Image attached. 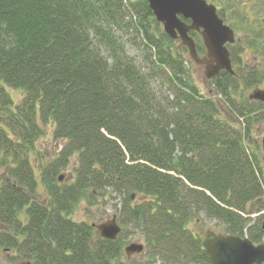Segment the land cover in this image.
Listing matches in <instances>:
<instances>
[{"label":"trees","instance_id":"16d2710c","mask_svg":"<svg viewBox=\"0 0 264 264\" xmlns=\"http://www.w3.org/2000/svg\"><path fill=\"white\" fill-rule=\"evenodd\" d=\"M241 30L257 48L259 31ZM175 43L147 0H0V264H120L121 236L73 217L111 192L122 229L145 243L146 257L126 264H212L188 228L200 214L264 243L250 217L264 209L250 135L264 105L239 94L264 81V64L218 73L205 95ZM47 124L63 144L38 164Z\"/></svg>","mask_w":264,"mask_h":264},{"label":"water","instance_id":"95a60500","mask_svg":"<svg viewBox=\"0 0 264 264\" xmlns=\"http://www.w3.org/2000/svg\"><path fill=\"white\" fill-rule=\"evenodd\" d=\"M155 19L171 39H179L188 49L189 56L197 64L204 65V76L211 79L221 70L233 73L227 44L235 42V34L216 13L213 4L206 0H147ZM188 20L189 22H186ZM197 31L207 50V56H198L195 41L189 35ZM251 100L264 102V90L256 88L249 95ZM262 163L264 166V137L261 139ZM59 175V179H62ZM134 197V194L131 195ZM99 237L114 240L121 233L117 216L101 223H92ZM202 247L212 264H263L264 243L254 244L249 238L230 235L213 230L204 231ZM144 251V244L131 242L124 247L128 259Z\"/></svg>","mask_w":264,"mask_h":264},{"label":"rangeland","instance_id":"374dc122","mask_svg":"<svg viewBox=\"0 0 264 264\" xmlns=\"http://www.w3.org/2000/svg\"><path fill=\"white\" fill-rule=\"evenodd\" d=\"M210 3H212L216 8L223 14L224 18L227 21V24H229L231 27L235 28V34H236V41L237 43L230 48L231 51H234V59L236 60L237 64L234 65L235 71L237 69V65L239 62H241V59L244 58V54L246 55V58L249 59V63H253L252 55L250 50H246V52L243 51L242 44L240 43V40L243 36V32L241 30V26H243L245 23H249V20H251V24L255 23L256 21L261 22V18L264 17V8L261 6V4L258 2L253 3V0H208ZM249 17V18H248ZM197 45H200V41L196 39ZM241 44V45H240ZM180 42H176L175 46L178 48V51L183 55L185 63L184 65L189 69L191 72V77L194 81V84H196L201 93L203 94H209L214 91L213 88L209 85V80L204 76L203 68L193 62L191 57L188 54L187 49L180 46ZM233 48V49H232ZM254 59V58H253ZM234 64V63H233ZM238 70V69H237ZM258 85H253L251 87H242L240 89V93L243 97H247L248 94H250L255 88H257ZM262 87V86H259ZM10 95L13 97L14 101L20 100L22 97L21 91L16 88L9 89ZM252 130H251V137L253 138V142H255L258 146L257 153L262 165V153H261V139L264 137V122L260 121L257 123L252 124ZM43 134L37 139L35 142V149L34 153L31 155L33 159L40 164L41 162H47L51 158L57 155V153L61 150L63 140L55 139L53 136V126L52 124H47L44 127ZM255 145L252 143L250 144V149L255 151ZM75 156H72L70 159L68 167L61 171L60 175H62V180H71L72 174H73V168L75 167L76 161ZM36 173L38 174V170H36ZM42 190V187H40ZM120 207V197L116 193H104V194H97L95 196V204L92 206H87L86 202H80L77 208L75 209L73 213V217H76V219H84L91 223H101L104 220L110 218L112 215H116L117 210ZM263 210V209H262ZM261 215V211L254 212L250 214V217L252 218L251 222L254 223L258 221L259 216ZM117 216V215H116ZM120 224V223H119ZM219 221H216L215 219H207L202 214L196 215L192 221L188 224V228L191 230L193 235H198L202 240L204 238V231L207 230H213L215 232H221L225 233V231L222 230L221 225H219ZM121 226V224H120ZM125 227H127L125 229ZM121 233L119 236L122 238V252L123 256L120 258V264H126V260L128 259L125 252L124 247L127 246L131 242H139L144 243L143 237L140 235V232L138 229L128 226H124L122 229L121 226ZM144 251L140 254H134L131 256V259L135 260H141L144 257ZM161 262V259L159 257H156L155 264H159ZM15 264H30L29 262H26L25 260L16 261Z\"/></svg>","mask_w":264,"mask_h":264},{"label":"flooded vegetation","instance_id":"af4514ba","mask_svg":"<svg viewBox=\"0 0 264 264\" xmlns=\"http://www.w3.org/2000/svg\"><path fill=\"white\" fill-rule=\"evenodd\" d=\"M208 1V0H207ZM257 1V0H256ZM255 0H253V3L254 2H256ZM209 2V1H208ZM258 2L261 4V6L264 8V0H258ZM216 7V6H215ZM216 12H217V14H218V16L223 20V22L224 23H226L227 24V21H226V19L224 18V16H223V14L216 8ZM249 18V17H248ZM247 24V26H249L250 27V29L251 28H255V30H258L259 31V34H261V36H262V38L260 39V43L258 44V47L257 48H252L249 44H248V42L251 40V35H250V33L248 32V33H246L245 34V36H244V38L242 37L241 38V40H240V43L242 44V49H243V51L244 52H246V50L248 51V50H250L251 52V55H252V60L254 61L253 63H249V62H247V61H249V59H247L246 58V55L244 54V58L243 59H241V61L243 62V67L244 68H246V69H249V68H251V67H254V66H263V64H264V17H262L261 18V22H258V21H256L255 23H252L251 24V20H249V23H246ZM229 25V24H228ZM230 26V25H229ZM231 27V26H230ZM232 29H233V31L234 30H236L235 28H233V27H231ZM191 32H193V33H196V35H198V40L200 41V46L202 47L200 50H197V42H196V37L194 36L193 37V35H192V38L194 39V41H195V45H196V50H197V53L196 54H198V56L199 57H201V58H205L206 56H207V50H206V48H205V46H204V43L202 42V38H201V35L197 32V31H195V30H191L190 32H189V34L191 33ZM234 33H235V31H234ZM235 36H236V34H235ZM174 41L175 42H180V46L181 47H183L184 49L186 48L187 49V47L185 46V45H183L182 43H181V41L179 40V39H174ZM237 43V41L235 40V42L234 43H231V44H227V48H228V50H229V52L231 53V50H230V48L231 47H233L235 44ZM240 44V45H241ZM233 49V48H232ZM188 51V50H187ZM254 58V59H253ZM235 59L233 58V66L235 65V61H234ZM203 69H205L204 68V65L205 64H199ZM220 72H222V70L221 71H219L218 73H220ZM203 73H204V70H203ZM213 79V78H212ZM256 85H258V87L257 88H259V89H262V90H264V81H262V82H260V83H257ZM259 86H262V87H259ZM247 99H248V101H250V102H254V103H261L262 105H264V102H262V101H257V100H251V99H249L248 98V96L246 97ZM264 169V168H263ZM259 221H261V223H262V227L264 228V209L263 210H261V215L259 216Z\"/></svg>","mask_w":264,"mask_h":264},{"label":"bare ground","instance_id":"6f19581e","mask_svg":"<svg viewBox=\"0 0 264 264\" xmlns=\"http://www.w3.org/2000/svg\"><path fill=\"white\" fill-rule=\"evenodd\" d=\"M226 234V233H225Z\"/></svg>","mask_w":264,"mask_h":264}]
</instances>
